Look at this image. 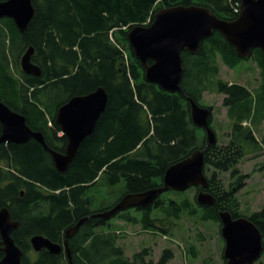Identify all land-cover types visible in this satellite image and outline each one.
<instances>
[{
    "label": "trees",
    "instance_id": "16d2710c",
    "mask_svg": "<svg viewBox=\"0 0 264 264\" xmlns=\"http://www.w3.org/2000/svg\"><path fill=\"white\" fill-rule=\"evenodd\" d=\"M32 3L35 12L24 32L13 19L0 18V99L24 115L28 125L40 130L46 143L61 152L68 138L61 135L56 121L59 108L73 96L98 87L105 88L109 99L94 131L81 143L65 172L56 169L51 154L35 139L0 143V207H7L12 219L19 222L12 236L24 253L23 264H69L65 250L58 254L45 248L35 251L31 238L40 234L64 244L66 232L86 217L69 238L74 264L168 263L174 257L171 249L164 250L158 261L147 259L148 249L127 256L118 234L108 226L110 219L92 215L112 208L128 193L162 186L168 167L205 148L206 139L198 133L201 128L191 118L190 99L204 106L201 99L206 91L224 95L223 105L232 121L228 141H217L205 153L208 186L203 190L216 203L200 205L196 194L182 199L160 195L152 204L132 208L136 216L127 209L114 217L142 224L145 230L169 233L184 216L221 225L219 211L228 210L233 217H249L264 235V207L245 215L238 196L250 175L241 170V161L263 148L256 132L264 122V51L254 48L251 53L262 76L255 90L230 83L220 77V62L234 68L251 56L239 57L236 48L216 30L195 53L182 52L184 93H179L147 80L128 38L132 26L151 23L160 8L196 4L232 20L238 16L241 0ZM30 47L39 76L25 73L21 66ZM224 172L229 173L228 185L222 178ZM104 188H110L109 200L102 198ZM106 226L108 231L101 229ZM3 255L0 251V258Z\"/></svg>",
    "mask_w": 264,
    "mask_h": 264
},
{
    "label": "water",
    "instance_id": "95a60500",
    "mask_svg": "<svg viewBox=\"0 0 264 264\" xmlns=\"http://www.w3.org/2000/svg\"><path fill=\"white\" fill-rule=\"evenodd\" d=\"M35 9L32 0H0V18H11L19 31L24 32L33 18ZM220 31L236 48L241 58L251 56L254 48L264 51V0H241L240 12L235 19L228 20L216 15L212 9L202 5L178 4L158 9L148 25L136 24L128 32L135 55L141 61L148 81L162 89L184 93L181 82L184 76L182 52L195 53L200 43ZM30 47L21 59L25 73L39 76L41 71L31 57ZM151 61V62H149ZM108 93L103 87L85 95L73 96L63 104L56 121L63 135L68 138L64 152L51 148L40 130H33L24 115L11 109L0 99V143H26L38 141L51 154L56 169L65 172L75 158L81 143L92 134L108 104ZM193 123L205 130L206 146L195 150L189 157L172 164L166 170L163 185L140 193H128L112 208L93 214V217L111 219L118 212L138 206H147L169 190L185 191L198 187L197 201L200 205H213L216 198L203 190L208 186L205 174V153L208 146L217 143L215 130L211 126L209 107L190 99ZM89 217L81 219L66 232L64 244L51 241L43 235L31 238L35 251L47 249L53 254L66 251L69 264H74L69 238ZM221 233L225 240V264H254L263 254L264 235L247 216L233 217L230 211H219ZM19 226L7 207H0V251L4 253L0 264H23V251L16 244L12 233Z\"/></svg>",
    "mask_w": 264,
    "mask_h": 264
},
{
    "label": "rangeland",
    "instance_id": "374dc122",
    "mask_svg": "<svg viewBox=\"0 0 264 264\" xmlns=\"http://www.w3.org/2000/svg\"><path fill=\"white\" fill-rule=\"evenodd\" d=\"M220 77L230 83H241L255 90L262 82L260 69L252 56L234 68H230L220 62ZM223 94L206 91L203 93L201 102L205 107H212L213 119L211 122L220 144L228 141L226 134L229 133L232 121L228 115L227 107L223 105ZM198 133L205 137L206 132L200 129ZM256 135L261 141L263 148L258 155L248 154L240 163L244 173H248L244 187L239 191L238 196L241 202V212L245 215L261 210L264 207V122L257 129ZM226 185L230 183L229 173H222ZM197 187H190L182 194H174L172 191L164 192L163 197L182 199L193 198ZM100 190V189H99ZM98 190V191H99ZM102 198H110V188L101 189ZM125 211V210H124ZM136 216L138 213L131 210ZM221 223V222H220ZM108 226L116 231L119 237V244L124 247L129 257L139 251L149 250L148 260L158 261L166 249L174 252V257L166 264H225L224 249L225 240L222 237V225L215 222H203L198 218L184 216L173 230L169 233L162 231L145 230L142 224L133 225L125 219L113 217ZM106 226L101 228L108 231ZM197 254H192L193 250ZM205 260H207L205 262ZM264 264V251L262 256L254 264Z\"/></svg>",
    "mask_w": 264,
    "mask_h": 264
}]
</instances>
